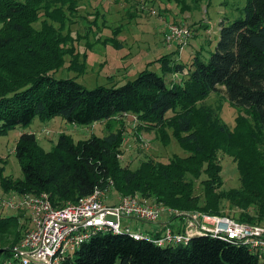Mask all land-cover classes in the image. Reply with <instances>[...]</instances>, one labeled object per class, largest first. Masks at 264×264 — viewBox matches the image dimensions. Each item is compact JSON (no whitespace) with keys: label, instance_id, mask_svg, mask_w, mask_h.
Listing matches in <instances>:
<instances>
[{"label":"trees","instance_id":"obj_1","mask_svg":"<svg viewBox=\"0 0 264 264\" xmlns=\"http://www.w3.org/2000/svg\"><path fill=\"white\" fill-rule=\"evenodd\" d=\"M63 6L71 11L75 0H0V134L35 115H60L79 124L105 119L107 132L76 140L59 132L48 149L33 132H20L13 153L22 175L2 174L1 164V190L45 191L58 206L110 180L119 195L137 192L166 207L207 213H224V205H233L240 208L235 219L264 222V0H245L243 16L219 21L208 57L201 56L199 47L181 61L171 58L172 51L163 52L154 59L160 73L147 68V61L121 84L90 88L49 73L63 64L65 53L71 55V67L82 69L72 50L63 46L72 39L60 31L66 19ZM39 10L58 26L41 19L34 27ZM167 72L182 76L168 82ZM216 85L224 86L228 102L237 109L231 127L220 118V102H201ZM121 113L132 114L138 128L155 129L163 143L172 135L185 154L173 153L167 161L147 157L134 168L121 164L122 121L111 128V118ZM218 151L234 161L237 187H222ZM201 173L199 195L193 192L192 179ZM18 217L0 215V234L12 235L0 251L9 253L22 236ZM157 235L134 238L98 231L61 264H264V258L242 244L215 236L195 235L186 243L160 245L152 240Z\"/></svg>","mask_w":264,"mask_h":264},{"label":"rangeland","instance_id":"obj_2","mask_svg":"<svg viewBox=\"0 0 264 264\" xmlns=\"http://www.w3.org/2000/svg\"><path fill=\"white\" fill-rule=\"evenodd\" d=\"M244 4L245 0H75L73 10L69 11L63 6L66 19L60 31L72 37L63 46L72 50L75 63H82V69L77 71L71 67V55L65 53L63 64L49 73L54 78L71 77L90 88L98 84H121L126 79L133 78L147 61V68L160 73L159 63L154 59L163 52L172 51L171 58L181 61L188 60L193 53L190 50L199 47L201 56L206 58L214 48L219 21L223 20L225 23L243 16ZM41 19L58 26L56 20L42 14L41 10L32 25L38 28ZM168 25H172L171 28L176 32L183 30L181 36L167 38ZM181 76L173 72L164 74L168 82L176 81ZM223 90V85H216V90L210 91L201 102L214 106L220 102V118L231 127L237 109L230 105ZM104 121L105 119H98L79 124L66 121L60 115L48 118L33 116L25 125H16L0 134L2 174L10 178H20L22 175L13 153L14 142L20 132H33L39 145L48 149L59 132L70 134L73 140L86 138L90 134L101 136L107 132ZM120 121L123 123V138L118 153L121 164L134 168L147 157L167 161L173 153L185 154L172 135L167 143H163L155 129L138 128V120L132 114H115L111 118V128L120 126ZM166 130L170 132V128ZM217 159L221 165L222 187H237L239 178L232 158L218 151ZM203 177L201 173L192 179L193 192L199 195L202 191L200 179ZM6 193L0 188V196ZM115 196L116 192L110 186L104 199L111 202L115 200ZM239 210V207L233 205H224L222 208V212L233 217ZM8 214L19 216L17 226L20 225V234L29 227L30 218L26 209L7 208L0 203V215ZM140 222L144 226L148 224ZM11 236L9 233L0 234V247L6 246ZM7 256L8 253L0 251V264Z\"/></svg>","mask_w":264,"mask_h":264},{"label":"built area","instance_id":"obj_3","mask_svg":"<svg viewBox=\"0 0 264 264\" xmlns=\"http://www.w3.org/2000/svg\"><path fill=\"white\" fill-rule=\"evenodd\" d=\"M171 26L168 25L167 38L180 37L183 30L176 32ZM110 186L109 180L108 184L95 186L75 201L58 206L51 204L45 191H8L0 196V203L5 207L26 209L30 218L29 227L10 247L1 264H61L72 257L81 242L98 231L150 238L153 232L133 227L128 218L156 224L162 215L174 217H167L157 230L158 235L152 238L157 244L186 243L192 236L210 235L242 244L264 258V222L241 221L229 214L197 209L178 211L137 192L116 194L115 200L107 202L104 198Z\"/></svg>","mask_w":264,"mask_h":264},{"label":"crops","instance_id":"obj_4","mask_svg":"<svg viewBox=\"0 0 264 264\" xmlns=\"http://www.w3.org/2000/svg\"><path fill=\"white\" fill-rule=\"evenodd\" d=\"M28 132H30V131H28ZM110 198L113 199V197H110ZM164 220H165V215H162L156 224L148 223L144 226L141 224V222H136V220H134V219H128V222L130 224H132L133 227L138 226L139 229L144 231V232H151V233L153 232V234H155V233H157V230L160 228V226Z\"/></svg>","mask_w":264,"mask_h":264}]
</instances>
